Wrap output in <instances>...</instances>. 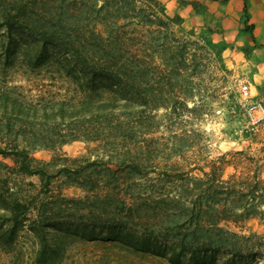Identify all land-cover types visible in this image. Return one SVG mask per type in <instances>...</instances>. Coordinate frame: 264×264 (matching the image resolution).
Returning a JSON list of instances; mask_svg holds the SVG:
<instances>
[{"label": "trees", "instance_id": "obj_1", "mask_svg": "<svg viewBox=\"0 0 264 264\" xmlns=\"http://www.w3.org/2000/svg\"><path fill=\"white\" fill-rule=\"evenodd\" d=\"M181 22L179 16L166 13L161 0H0L6 61L11 55L13 59L18 55L23 60L27 58L30 48L24 37H31L37 54L29 56L28 63L33 60L34 68L50 63L51 80L66 85L63 93L55 92L47 98L41 95L37 106L48 108L54 123L67 121L69 129L65 134H54L55 138L36 139L37 147L50 148L76 140L95 143L104 153L102 157L107 158L105 162L125 167L119 171L100 170L96 165L105 160L100 158L88 166H65L55 172L50 169L52 163L36 160L26 146H20L22 141L29 142L22 140L23 134H16L15 124L8 121L5 128L0 127V155L11 158L18 173L39 178L38 194L53 193V181L60 175L69 181L67 185L85 191L87 197H59L54 204L51 199L39 202L34 195H0V220L13 224L10 229L0 228L2 248L12 249L19 227L31 224L29 231L38 241L31 264H59L66 243L73 239L65 241L74 234L59 230L62 235L52 240L50 224L75 219L112 224L101 229L83 227L74 235L80 241L101 238L118 242L135 252L164 258L170 264H216L218 252L242 259L264 252L263 239L241 236L220 224L237 217L235 201L231 199L238 196L242 197V221L264 213V179L260 176L263 164H254L251 174L242 175V190L230 186V181L219 180L215 165L207 172L199 167L202 178H190V170L171 180L166 178L167 172L156 171L152 158L157 155V147L146 145L151 142L143 133L146 114L170 106V114L175 116L184 104L169 93L165 98L163 90L154 93L150 86L171 84L188 76L186 61L194 43L175 36L172 27H180ZM170 170L178 168L172 166ZM124 172L143 178L150 195L144 196L136 185L130 202L118 196L98 202L102 185L115 182ZM151 173L156 177H149ZM100 174L105 176L99 181ZM179 181L192 184L188 206L184 198H180L185 200L181 203L162 193V187ZM28 185L34 187L32 183ZM86 205L91 209L90 216L71 214L86 211ZM101 205L106 214L114 217L107 220L100 212L96 216ZM117 207L130 212L126 222L116 216Z\"/></svg>", "mask_w": 264, "mask_h": 264}, {"label": "rangeland", "instance_id": "obj_2", "mask_svg": "<svg viewBox=\"0 0 264 264\" xmlns=\"http://www.w3.org/2000/svg\"><path fill=\"white\" fill-rule=\"evenodd\" d=\"M172 28L175 36L180 40L193 42L195 45L190 46L191 54L187 57L186 79L180 78L178 82L171 84L150 85L154 93L163 90L162 95L165 98L169 93L181 104L184 103L181 111L175 116L170 114V106L160 107L146 114L143 133L145 132V137L151 141L146 145L157 147L155 151L157 155L152 158L153 163L156 164V171L167 172L168 177H165L171 180L180 178L183 172L190 170L188 175L190 178H202L198 168L202 167L207 172L215 165L219 168L217 171L220 175L219 180L230 181V186L242 190V175L251 174L254 164L264 165V126L258 125L252 128L247 122L242 108V88L250 89L253 100L264 103L262 91L264 86L253 80V73L248 68H243L242 63L228 62L221 47L212 44L203 32H193L176 25ZM24 39L26 47L30 48L25 54L27 58L23 60V56L18 55L13 59L11 55V59L6 61L7 42L3 37V31L0 30V121H2L0 127L5 128L8 121L13 126L15 124L13 130L16 134L22 133V140L29 142L22 141L20 146H26L29 155L36 160L46 164L52 163L50 169L56 170L55 172L65 166L83 167L94 160L104 159L105 157H102L104 153L100 152L95 143L85 141L53 144L50 148L37 147L39 143L35 141L36 139L55 138L54 134H65L69 129L67 121L57 120V123H54L49 117L52 112L47 107L43 109L44 105L37 106V100L41 95L47 98L55 92L63 93L66 85L51 80L50 63L38 65L36 68L32 65L35 64L33 60L28 63L30 59L28 57L33 55L35 57L37 54V46L33 45L31 37ZM49 50L53 51L52 46ZM183 99L186 101L183 102ZM9 147L12 145L9 144ZM172 150L174 153L170 154ZM102 161L96 165L100 170L110 168L119 171L125 168L114 162H105L107 158ZM172 166L177 167L178 171L172 172L170 170ZM104 176L100 174L99 181L103 180ZM260 176L264 179V167ZM149 177L156 176L151 173ZM115 179V182L108 183L110 185L107 184L106 187L101 184L103 191L98 192V197L101 199L98 202H105L106 197L117 198V196L130 202L134 188L137 189L138 186L144 196L150 195L146 193L147 187L143 178L133 173L124 172ZM66 181L70 184L66 178L57 175L53 181V193L38 194L39 178L18 173L16 163L11 158L0 155V195L18 197L34 195L39 202L51 199L54 204L59 197L73 199L87 197L85 191L67 185ZM30 183L34 184V187H30L28 185ZM162 188L163 194L166 193L171 199L181 203L186 200L188 206L192 188L190 182L179 181ZM181 197L185 200L180 199ZM231 200L235 201L233 206L237 217L221 222V226L241 236L249 235L264 240V213L242 221V217L239 216L242 214V197L238 196ZM2 203L0 199V205ZM86 207V211L71 214L79 216L84 213L86 217L90 216L91 213L88 211L91 209L88 205ZM118 207L117 210L115 209L116 216L120 221L126 222L130 212L127 209L122 211ZM97 209L99 211L96 210V216L100 212L102 218L107 220L114 217V214H106L102 205ZM261 210L264 212V206ZM12 225L0 220L2 230L10 229ZM50 225L52 228L49 232L52 239L56 235H62L63 231L75 235L86 226H96L101 229L112 224H94L91 221L71 219L53 221ZM30 228L31 224L19 227L12 249L8 250L0 246V264H31L37 255L35 249L38 241L29 231ZM59 230L61 232H58ZM74 235L65 241L69 242L73 239L71 243H66V250L59 264H170L164 258L135 252L118 242L103 241L101 238L80 241ZM216 255V264H264V252H257L243 259L242 256L232 257L226 252H218Z\"/></svg>", "mask_w": 264, "mask_h": 264}, {"label": "crops", "instance_id": "obj_3", "mask_svg": "<svg viewBox=\"0 0 264 264\" xmlns=\"http://www.w3.org/2000/svg\"><path fill=\"white\" fill-rule=\"evenodd\" d=\"M162 1L169 16L182 19V28L206 34L228 62L242 63L264 86V0Z\"/></svg>", "mask_w": 264, "mask_h": 264}, {"label": "built area", "instance_id": "obj_4", "mask_svg": "<svg viewBox=\"0 0 264 264\" xmlns=\"http://www.w3.org/2000/svg\"><path fill=\"white\" fill-rule=\"evenodd\" d=\"M242 108L247 122L252 128L261 125L264 126V103L259 100H253L250 89L242 88Z\"/></svg>", "mask_w": 264, "mask_h": 264}]
</instances>
